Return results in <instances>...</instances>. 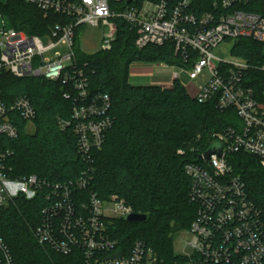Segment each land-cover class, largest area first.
I'll use <instances>...</instances> for the list:
<instances>
[{
  "label": "built area",
  "instance_id": "2783aa9c",
  "mask_svg": "<svg viewBox=\"0 0 264 264\" xmlns=\"http://www.w3.org/2000/svg\"><path fill=\"white\" fill-rule=\"evenodd\" d=\"M71 19L57 24L47 35L53 44L44 47L42 38L0 24V208L17 201L44 202L34 235L38 243L70 258L69 264H264V220L262 211L250 200L242 178L235 175L228 157L244 153L255 157L264 167V88L262 99L253 88L251 71L264 74V64L254 66L232 55L236 41L249 39L263 45L264 0H215L209 11L198 15L195 0H145L113 11L109 0H16ZM0 18L4 15L0 12ZM116 19H122L137 31L135 46L175 45V55L184 62L194 61L184 69L190 82L205 79L198 87L200 104L215 103L226 112L235 111L239 126L212 135L197 152L198 162L187 164L191 180L189 199L196 206V218L187 231L192 240L182 253L174 250L175 259L166 260L143 241H136L128 251L113 237L109 225L134 213L118 196L102 201L87 193L93 180V152L100 150L106 133L112 128L110 98L99 95L90 99L88 78L77 67L75 39L78 29L103 31L101 50L108 51L117 36ZM231 44L235 61L228 62L214 54L221 45ZM59 45L69 54L57 53L54 59L45 54ZM163 67L167 65L162 64ZM18 79L42 78L71 83L77 92L71 127L78 139L81 158L88 165L75 180L50 182L36 175L15 177L9 166L12 152L8 140L19 135L18 123L33 126L36 110L27 96L7 103L2 95L4 74ZM262 87H264L262 85ZM66 99L71 95L65 94ZM222 145V156L206 154L213 145ZM106 203H113L117 218L107 217ZM117 253L119 258L112 259ZM0 264H16L12 252L0 234Z\"/></svg>",
  "mask_w": 264,
  "mask_h": 264
},
{
  "label": "trees",
  "instance_id": "16d2710c",
  "mask_svg": "<svg viewBox=\"0 0 264 264\" xmlns=\"http://www.w3.org/2000/svg\"><path fill=\"white\" fill-rule=\"evenodd\" d=\"M75 2L76 0H67ZM145 0H135L141 4ZM200 15L209 11L215 0H195ZM113 11L128 7L127 2L109 0ZM12 28L28 35L45 37L57 24L71 19L54 13L45 16L36 7L16 0L0 6ZM117 36L111 50L88 55L80 50L78 29L75 39L76 64L89 82V98L107 95L112 128L106 133L100 150L93 152V180L87 193H95L102 201L118 196L131 206L135 214L146 215L144 222L113 220L109 225L113 237L128 251L136 241H143L160 257L175 259L174 239L187 232L196 218L197 208L191 204V180L185 173L187 164L198 162L197 152L205 147L213 134L239 126L235 111H220L215 103L200 104L191 98L179 79L172 88L132 86L130 68L135 63L165 64L191 69L194 61L184 62L175 55V45L135 46L137 31L122 19H116ZM232 55L251 65L264 64L263 45L249 39L235 42ZM253 88L262 99L264 74L249 72ZM2 95L7 103L19 96L30 98L36 110L34 132L27 122L18 123L19 135L8 140L13 153L9 166L15 177L36 175L50 182L75 180L87 168L81 158L78 139L71 127L74 98L71 83L52 82L42 78L18 79L4 74ZM264 90V89H263ZM65 94L71 95L66 99ZM235 175L242 178L250 200L262 211L264 220V167L253 156L238 153L228 157ZM44 202L19 200L0 208V234L8 244L16 264H69L70 258L42 246L34 231Z\"/></svg>",
  "mask_w": 264,
  "mask_h": 264
},
{
  "label": "rangeland",
  "instance_id": "374dc122",
  "mask_svg": "<svg viewBox=\"0 0 264 264\" xmlns=\"http://www.w3.org/2000/svg\"><path fill=\"white\" fill-rule=\"evenodd\" d=\"M7 3H9V0H0V6L6 5ZM3 21L7 23V27L11 28L9 19L6 16H4V18H0V24H2ZM102 40H103V31L101 29L92 28L88 26L84 27L82 30V34L80 36V50L88 55L98 53L102 47ZM41 41L45 48L49 47L54 43L51 37L49 36L43 37ZM231 48H232L231 44L221 45L218 49L214 50V54L217 57L222 58L228 62H233L235 61V58L232 57L230 53ZM57 53H60L62 55H67L69 54V50L66 46L59 45L53 50L47 52L45 54V58L52 60L54 59ZM154 65L156 64H151L152 73L155 70V74L159 78V85L162 86L168 85L170 82H172L173 78L179 77L180 81L184 85L188 95L191 98L196 97L198 92V87L202 84L203 80L205 79V76H203L197 82H190V80L188 79V75L185 73V70L183 68H180L178 66L163 67L162 64H159L161 65L160 67L162 68L156 70ZM28 131L29 133L34 132V128L32 125L29 126ZM105 208L109 210V213H107V217H109L110 219L117 218L116 215L113 213V209H114L113 203H106ZM191 240H192V235L189 232H180V233L178 232L175 235V239H174V244H173L174 250L177 253H182L183 251L186 250L187 244L190 243Z\"/></svg>",
  "mask_w": 264,
  "mask_h": 264
},
{
  "label": "crops",
  "instance_id": "0c3cea01",
  "mask_svg": "<svg viewBox=\"0 0 264 264\" xmlns=\"http://www.w3.org/2000/svg\"><path fill=\"white\" fill-rule=\"evenodd\" d=\"M161 65H154L155 69H160ZM151 64H143V63H135L131 66L129 72V83L132 86H159L165 89H170L173 86L175 79H179V77L173 78L172 82L168 85L162 86L159 85V78L155 74V70L152 73ZM180 80V79H179Z\"/></svg>",
  "mask_w": 264,
  "mask_h": 264
},
{
  "label": "water",
  "instance_id": "95a60500",
  "mask_svg": "<svg viewBox=\"0 0 264 264\" xmlns=\"http://www.w3.org/2000/svg\"><path fill=\"white\" fill-rule=\"evenodd\" d=\"M129 4L132 3V0H129L128 2ZM222 149H223V146L222 145H213L209 151L207 152L206 154V157H207V160L210 159V157L214 154H217L218 156H222ZM126 220L128 222H144L147 220V216L146 215H141V214H132L130 216H127L126 217ZM121 256V253H117L112 259H115V258H119Z\"/></svg>",
  "mask_w": 264,
  "mask_h": 264
}]
</instances>
